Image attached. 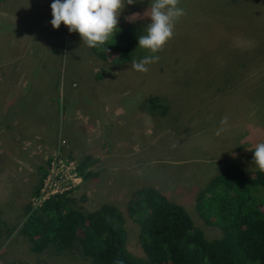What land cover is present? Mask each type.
<instances>
[{
    "label": "rangeland",
    "instance_id": "374dc122",
    "mask_svg": "<svg viewBox=\"0 0 264 264\" xmlns=\"http://www.w3.org/2000/svg\"><path fill=\"white\" fill-rule=\"evenodd\" d=\"M51 2H0V264H92L74 249L37 252L19 234L40 168L54 154L95 161V178L75 199L88 211L116 207L134 257L144 255L127 206L139 188L154 187L205 239L218 238L213 221L198 216L196 197L239 151L252 159L250 146L231 145L235 133L264 128V0H178L184 15L173 36L155 54L136 45L126 63L100 60L63 23L53 29ZM148 5L126 4L118 18L119 30L135 29L136 43ZM146 55L159 60L134 70L132 61ZM150 99L162 108L151 109Z\"/></svg>",
    "mask_w": 264,
    "mask_h": 264
},
{
    "label": "trees",
    "instance_id": "16d2710c",
    "mask_svg": "<svg viewBox=\"0 0 264 264\" xmlns=\"http://www.w3.org/2000/svg\"><path fill=\"white\" fill-rule=\"evenodd\" d=\"M134 39L135 29L127 26L106 45L88 48L102 61L121 56L119 60L126 63L137 45ZM154 101L149 100L150 108L161 109ZM94 162L88 157L78 163L83 183L95 178L96 174L88 170ZM40 172L31 196L37 195L45 176L42 167ZM75 197L71 190L53 196L40 207L25 206L19 234L33 250L59 253L74 249L92 264H264V171L225 166L198 193V216L211 219L221 231L212 240L205 239L183 207L164 194L152 188L135 192L127 213L140 226L141 259L126 249L124 218L116 207L104 204L88 211Z\"/></svg>",
    "mask_w": 264,
    "mask_h": 264
},
{
    "label": "clouds",
    "instance_id": "9594fccd",
    "mask_svg": "<svg viewBox=\"0 0 264 264\" xmlns=\"http://www.w3.org/2000/svg\"><path fill=\"white\" fill-rule=\"evenodd\" d=\"M136 0H52L50 3L53 29L61 23L67 27L69 33L79 34L82 42L89 48L104 46L114 34L119 31L118 18L125 5H132ZM150 5V6H149ZM148 8L143 16L150 22L137 37V46L147 49L150 53H157L173 36L175 22L184 15L178 7V0H149ZM138 14L132 13L127 19L135 22ZM106 51V47L104 48ZM159 60L158 55H146L139 60L132 61V68L138 72H146L147 65ZM252 151V163L264 171V142L255 145Z\"/></svg>",
    "mask_w": 264,
    "mask_h": 264
},
{
    "label": "built area",
    "instance_id": "2783aa9c",
    "mask_svg": "<svg viewBox=\"0 0 264 264\" xmlns=\"http://www.w3.org/2000/svg\"><path fill=\"white\" fill-rule=\"evenodd\" d=\"M45 171L37 195L29 200L33 208L40 207L43 202L53 196L75 190L83 183L78 171V163L75 160L63 158L59 154H54L49 159Z\"/></svg>",
    "mask_w": 264,
    "mask_h": 264
},
{
    "label": "crops",
    "instance_id": "0c3cea01",
    "mask_svg": "<svg viewBox=\"0 0 264 264\" xmlns=\"http://www.w3.org/2000/svg\"><path fill=\"white\" fill-rule=\"evenodd\" d=\"M245 138H251V139H246V141L244 143L239 144V142L245 140ZM263 140H264V128H261L260 134L259 133L254 134L252 132V129H251L249 131H240L238 134L235 133L234 138H233V143H231V145L234 146L235 150H237V151H238L239 147L244 146V144L250 146L251 150H253L255 148L256 142H261ZM118 152L120 153L119 148H118ZM223 154H230V153L224 152ZM244 154H245V152H244ZM244 154H243V151H239V153L237 154L236 161L229 163V164H233L230 166H236V167H239L240 169L247 170V171H255V165H247L248 163H246L244 161V160L251 161L252 159L250 157H246ZM243 157L246 159L242 160ZM13 158H15V157H13ZM83 159H85V158H83ZM96 159H98V158H96ZM26 160H27V158H26ZM250 166H252V167H250ZM88 170L90 171L91 168L89 167ZM138 178H139V176H137L136 179H138ZM137 182L138 181H136V183ZM134 185L138 186L139 184H134ZM149 188H154V187L150 186ZM139 190H141V189L139 188L137 191H139Z\"/></svg>",
    "mask_w": 264,
    "mask_h": 264
}]
</instances>
